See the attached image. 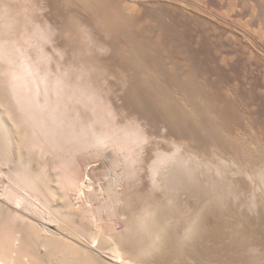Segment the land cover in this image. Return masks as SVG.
<instances>
[{"label":"rangeland","instance_id":"374dc122","mask_svg":"<svg viewBox=\"0 0 264 264\" xmlns=\"http://www.w3.org/2000/svg\"><path fill=\"white\" fill-rule=\"evenodd\" d=\"M18 4L19 2L17 3V7L19 8ZM21 5H23V7ZM21 5L20 8L21 10L23 9V12L16 7H13V9H16L14 10V13H12L18 14L17 12H19L17 16L14 15L15 19L18 20V25L20 26L22 22H25L26 27L29 26V28L26 29L33 34V36L30 35V37L34 38H31L33 40L30 41H35L37 45L34 42L35 46L33 45V47L35 48L37 46V48L31 50L33 48L31 44L33 42L28 43L30 44L28 47V50L31 51L30 54L34 53L33 55L31 54L32 57L35 59L39 58V56H44V58L49 59L51 57V60L47 59V66H45L50 68L48 67L50 64L49 66H52L53 71L54 69L55 71L59 69L58 72H52L54 73L53 75L58 73L57 75L60 77V80L62 75L65 77L61 82L63 81L62 83L63 85L65 84L66 89L64 88L63 90L62 88L60 92H65V90L69 92L68 85H70L71 82L74 83L76 81L81 87H84V89L86 88V94H88V91H92L91 93L95 95L94 97V95L90 93L93 95V101L96 105L98 104L97 106L100 105V107H96L98 110H95L100 118L98 127L92 129V134L90 133V135H85L82 130L81 133L84 134H81L78 137V142H73L76 143L74 145H71L73 143H70L69 145L71 147L69 145L67 146L69 147V150L70 148L72 150L73 146H77L76 153L70 154L72 152L69 151V155L67 151L66 155L65 153L63 154L66 158L72 157L71 162H74V166L72 163V168H77L75 172L78 173L77 175L80 179H83L80 186L81 190L78 204L82 209H87L86 213L87 216L89 215L88 218L99 223L106 233L110 232L109 229L110 227L112 229V224L115 225L119 219L124 220L128 216L123 215L124 217H120L119 215L118 217L120 218H118L104 209L103 206L109 204V193L107 194L109 186L111 184L115 185L114 187L116 189L123 187L125 188L124 191L126 190V193L130 190L127 194L124 192V197H122L121 202L117 203L121 204L119 207L122 208L127 205V210L135 207L139 208L141 204L148 199H145V201L143 200L144 197L146 198L144 194L147 195L146 193L148 192L146 189L149 167L153 161L159 157V153L165 151L168 154H176L177 156L181 155V151L177 152L173 143L178 146H184V144L186 146L192 142V144H196L203 148V152L206 154H211L210 157L213 162V153L215 151H220L227 156L230 154L231 157H233L232 154H235V156H237L236 158H238L237 160L240 158L239 161L246 167V170L249 172H252L253 170L254 174L262 169L264 166V0H22ZM23 14L25 16L27 15L26 18ZM18 16H20V19L22 20H20ZM35 27H37L38 32ZM30 28H32V30ZM41 29L44 30V32ZM34 32L36 34L39 32L40 34H43L36 35ZM37 36L41 38V42L45 43L43 44L38 41L39 38ZM66 36H68V38ZM38 45L40 46L38 47ZM82 49L85 52H83ZM49 54L51 55L50 57ZM75 58H77L76 61ZM81 58H84L85 60ZM91 73H93L92 76ZM75 74H77V76ZM81 78H83L82 82ZM136 81L140 83V86L138 85L139 88L138 86L136 87ZM96 82L98 84H96ZM77 83L76 85L71 84L70 87H77ZM66 85L68 87H66ZM84 89L82 90L83 92H85ZM142 89H145V92ZM71 90L72 88L69 93H71ZM76 90L79 89L76 88ZM93 91H95V93ZM134 93L136 96H134ZM137 95L138 97L142 96V100L143 98L144 100H140L139 103ZM134 97L136 98L135 100ZM76 98L81 101L83 99L82 97ZM145 98L147 99L145 100ZM144 104H149L148 108L151 106L149 109L155 110L149 112L147 106ZM163 104L165 105L164 108ZM167 104L172 108L167 107ZM176 104L181 106V108ZM69 105L71 106L70 103ZM143 105L146 106L148 112L146 109L144 110L145 107ZM169 108L172 111H170ZM180 109H183L184 111L182 110V112ZM81 113L83 115V120H78L77 122L85 126L88 124V120L91 119V117L88 112L85 113L82 111L79 112V115ZM186 113H188V117L190 116L189 118L185 115ZM182 114L184 116H182ZM134 115H136L137 118ZM198 115L200 118L202 117V119L199 120ZM192 116L193 122L195 120L197 121H195L196 126L191 122ZM86 117L87 119L85 120ZM159 117L161 118L159 119ZM186 122L188 125L185 124ZM129 123H132L133 126ZM136 123L140 124V126H135ZM174 124L179 130L176 126L174 127ZM185 125L187 126L186 128ZM117 126L120 129L125 126L124 128L126 130H118ZM126 126H130V129H127L128 127L126 128ZM131 126L133 127L132 129ZM188 126H191V128ZM135 127L140 128V130L138 129L137 131V128L135 129ZM203 127H205L204 130ZM201 128L202 130H200ZM134 129L137 131L136 133L132 131ZM144 129L146 130V133L148 131V137L146 136L147 134L144 132ZM186 129L190 134V138ZM188 129L194 131H189ZM198 129L202 131L201 139L199 138L200 131L196 132ZM205 129H207L206 132ZM112 130L115 131L113 132ZM227 130H229V132ZM110 131V134H113V137H110ZM119 131V134H115V132L118 133ZM126 131H129V133L133 135L139 133L140 136H142L143 134L141 135V133L144 132V136L147 137V139H149L148 142H150V145H148V142L145 143V147H148V149L144 147L145 152L141 151L140 153L141 162L136 165L138 166L136 167L137 171L140 170L143 173L139 171L138 173L136 172L137 177H134L133 179H130L129 177L125 178V176H123L124 173V175H126L125 170L127 166L125 152L119 151L118 146H115L116 140H113L122 134L125 135L124 133H126ZM180 131L181 133H179ZM172 132H174L178 139L176 136H173L174 134ZM129 133L127 132L126 134L130 135ZM167 133L170 135L166 136ZM194 133L197 135H194ZM219 133L222 134L220 135ZM227 133H230V135ZM101 134H106L111 139H109V137L107 139L102 138L100 136ZM216 134L218 135L216 136ZM231 134L233 136H231ZM214 135L216 139L214 138L213 140ZM172 136L174 138L176 137V140H173ZM197 136H199V139ZM219 136H221V138ZM222 136L224 138H222ZM82 137H85L84 139L89 141L84 143L85 140L82 141ZM229 137H231V139ZM224 139L227 140L229 144L226 143ZM96 140L98 141L96 142ZM99 140H101V142ZM215 140L217 141L215 142ZM231 141H234L233 143H236V146L234 144L233 146ZM202 142L203 144L199 145V143ZM220 143L221 145H224L221 147ZM103 144H107V146ZM110 144H114V147ZM228 145H230L231 148L233 146V150L229 149L230 147ZM67 147L65 149H68ZM238 148H241L240 152L238 151ZM235 149L237 151H235ZM229 150L231 153L227 154ZM246 150H248L249 153ZM250 151H252V153H250ZM32 153L34 156L31 157V161H33V164L31 162L32 167L35 168V171H37L36 173H43V177L48 178L45 179L48 180L50 184L55 183L53 180L57 176L55 172L66 173L67 166L64 168V164L62 165L63 167L60 165L61 169H59L56 164L53 165L59 161L55 154H51V156L49 154L46 155L47 158H42V156L37 155L34 152ZM256 153L259 155L258 157H256ZM239 155L241 157H239ZM37 156L40 158L37 159ZM49 156L50 158H48ZM119 157L123 159L121 160ZM242 157H244V160L246 158V160L243 161V159H241ZM249 157L250 161L248 160ZM54 158H57V161H55ZM20 160L25 162V157H20ZM120 160L121 162L123 161V165ZM37 161L39 162L37 163ZM243 162L248 164H244ZM121 166L124 167L122 168ZM250 167L251 169H248ZM139 173H141V176ZM205 174L211 175L217 180V177L211 168L208 169ZM134 180L137 182L134 183ZM140 180L142 182L141 186ZM119 182L120 185L122 184L121 187L118 185ZM136 183L139 185H136ZM263 183L264 182H261L262 188L259 197L260 199L258 198L262 201L261 203H263V206L261 204H255V207L257 206L256 210L252 204H246L250 201H247V199H250V196H243V202L240 199L241 201L239 205L217 204L218 208L222 205L220 208L223 209V211H221L222 209H219V211L222 212L221 215L219 214L220 217H222L223 220L224 218L228 220V218L232 216L229 220L236 219L237 221L239 218L243 219V214L245 212L250 215L254 212L251 216L246 213L247 215H245L246 217L244 219L248 220L250 217L252 220L256 217L257 219L255 220L254 218L253 221L257 222L260 218L259 222L263 223L264 221H261L264 218ZM5 184H7L6 181ZM124 184H126V187ZM144 184L146 185V189L144 186L142 187ZM135 186L138 190L136 192L134 191L136 190ZM127 187L129 189H127ZM173 188L175 189L167 191L166 194H168V196L169 194L172 195L171 198L175 200L177 206H175V203L172 202L171 198L169 200V197L167 196L169 202L164 201L163 206H166L165 203L168 202L170 205L172 204L171 207L167 203V206H169L168 209H170V207L173 208L174 206L176 209H172L174 211L171 212L174 215L173 216L170 212L167 213L168 210L166 209L167 207H165L166 214H168L169 219L178 218L177 216H179L178 219L180 220L185 219L187 217L186 215L189 216L190 214L186 205L192 206L188 203L185 204L187 202L186 197H188L189 194L191 195V193L193 194V191H190L187 195L186 193L189 190L183 189L180 186ZM220 188L224 189L226 187L223 186ZM131 189L133 190L131 191ZM140 189L143 191V194ZM207 189L211 193L214 191L210 188ZM223 189H219L217 193L221 192ZM3 190L4 189L0 184V195L3 193ZM121 190L122 189H120V191ZM84 191L86 193H84ZM133 191L136 193L135 195H133ZM225 192L228 193L227 188L226 190H223V193ZM194 193L196 194V192ZM213 193L215 194L216 192L214 191ZM130 194L134 197L132 198ZM156 194V196H162L164 193L161 192L158 194L157 192ZM185 194L186 197H184ZM96 195H98V198H96ZM126 195H129V197H126ZM147 196L149 197V195ZM194 196L197 197L198 193L197 195L193 194L191 196L192 200L194 199ZM137 197L141 198L143 203ZM123 198H128V200L126 199L128 202L125 199L123 202ZM137 199L140 203L137 202ZM56 202L58 204H61V202L62 204H70V200H67L60 190ZM32 203L40 204L39 202H35V200H30L28 202V204ZM128 203L130 205L134 204L131 205L130 208ZM198 205L199 204H196V206H194L198 207ZM228 205L231 207L229 208ZM85 206H87V208ZM100 206H102V209ZM210 206H212V204H210ZM236 207L240 209V212ZM242 207L244 208L242 209ZM231 208L237 210L238 213L236 211L233 213ZM178 209H180L179 212ZM241 210L244 212L242 211L243 213H241ZM260 211L263 213H260ZM72 212H75L77 215L82 213L80 209L78 210L75 208L72 209ZM235 212L237 217L235 216ZM255 212L262 214L263 218L262 215L259 216ZM180 213H182V215H180ZM238 214H241L242 217ZM254 214L256 215L254 216ZM181 216H183V218H180ZM172 219L171 221L177 220ZM260 230L261 229L256 231L257 233L255 234H259L261 237L256 236L263 240L262 236L264 235V228L262 227V231ZM242 232H244V230ZM227 240L223 241V244L220 243L221 246L220 244L217 246H220V249H224V247L225 249L229 248L227 244L230 241L229 239ZM207 245L206 242V248L207 251H209V246L207 247ZM210 248H212V244L210 245ZM210 250L213 251V248ZM244 252L246 254L244 257L248 259L249 262L251 261L250 264H260L261 262H264V256H262V261L260 260L261 256L259 255L261 254L255 253L257 256H254V253ZM249 255L254 258L252 259L250 256V259ZM210 257L211 259L213 258V260H217L216 257L214 259V256ZM255 257H257L258 260L255 259ZM184 261L188 264L186 260Z\"/></svg>","mask_w":264,"mask_h":264},{"label":"bare ground","instance_id":"6f19581e","mask_svg":"<svg viewBox=\"0 0 264 264\" xmlns=\"http://www.w3.org/2000/svg\"><path fill=\"white\" fill-rule=\"evenodd\" d=\"M18 2L20 5L22 4V0H0V184L4 189L3 193L0 195V264H187L185 263L184 260H186L188 264H250L251 261L249 262V260L244 257L246 255L244 251L248 253L261 254L258 255L261 256L260 260L262 261L263 258L262 256H264L263 255L264 235L262 236L263 237L262 240L260 238L261 236L255 233H257L256 231H258L259 229H261L260 231H262V227L264 228L263 226L264 222L263 223L259 222L260 218L258 219L259 221H257L259 223L253 221L254 218L255 220L257 219L256 217H254L256 214H258L259 216L262 215L260 214L262 211H260V213L255 212L256 214H254L253 216L254 218L252 220L250 217H249L250 220L249 218L248 220L244 219L246 217L245 215L248 214L247 212L243 214V219L239 218L240 220L237 219V221L236 219L229 220L231 219L232 217L231 216L230 218H228V220H226V218H224L223 220L222 217H220L222 213L221 211H223V209L220 208L222 205L218 208L217 204L239 205L243 196H247V197L250 196V199H247L245 197L247 201L250 200L246 204H252L253 207H255V204L262 205L263 203H261L262 201L259 200L260 199L259 197L262 188L261 182H264V166L262 167V169H260L259 171H257V173L254 174L253 170L252 172L246 170V167L242 163H240L239 161L240 158L239 160H237L238 158H236L237 156H235V154H232L233 157H231L230 154L227 156L221 153L220 151L219 152L215 151L213 153L214 156V162H213L212 158L210 157L211 154L209 153L206 154L205 152H203V148H201L196 144H192V142L186 146L185 144L184 146H178L175 143H173L175 150L177 152L181 151V155L179 156H177L176 154H168L165 151H161L159 153V157L156 159L154 158L155 160L149 167V175L147 176L148 177L147 189L145 185L146 183L142 185V187L144 186V188L148 191V192L146 191L147 193L146 192L145 193L149 195V197L144 194L146 198L145 197L143 198L140 195L144 201L145 199L148 198L144 203L141 198L137 197L143 203L141 204V206L138 204L140 206L139 208L138 207L131 208V205H133L134 203L131 205L128 203V205L131 208L130 210H127V205H125L126 207H122V208L119 207V205L121 204H117V203L121 202L122 197H124L123 194L124 192L126 193V190L124 191L125 188L123 187L116 189L114 187L115 185L112 184L109 186L107 191V194L109 193L108 195L109 204L102 206L104 207L105 210L111 212L113 216L118 217L120 215V217L121 216L124 217L123 215H128L126 219L124 220L119 219V221L116 224L114 223L115 225L112 224L113 227L112 229L110 227L109 233H106L103 227L95 220L88 218L89 215L87 216L86 213L87 209L85 210L82 209L78 204L80 190H81L80 186L82 184L83 179H80L79 176L77 175L78 173L75 172L77 168L76 169L72 168L74 166V162H71L72 157L69 158L67 157L68 158L67 159L63 153H65L66 155L67 151L68 154L69 151H71L72 153L70 154H75L77 146L76 147L73 146L72 150L71 148L69 150V147L67 146L70 143L76 142L81 134L85 133V135H90V133L92 134L91 132L92 129L98 127L100 118L95 110H98L96 107H100V105L97 106L98 104L96 105V103L93 101L94 94L91 93L92 91H88L87 92L88 94H86L87 91L86 88L84 89V87H81L79 83H77L76 81L75 82L77 83V87H72V86L70 87L71 84L76 85V83L75 82L72 83L69 80L71 83L68 86H69V92L70 89L72 88L71 93H69L66 90L65 92L63 91L60 92L62 88L63 90L65 88V84L63 85L62 83L63 81L61 82V80H63V78L65 77H63V75L61 76V74L59 73L60 76L62 77L60 80L59 79L60 77L57 75L58 73H55L56 75H53L54 74L53 72H58L59 69L57 71H55L54 69L53 71V68L52 66H49L50 65L49 63H48L49 64L48 67L50 68L46 67L47 66L46 62L48 61L47 59L49 58H44V56H39V58L35 59L32 57L34 53L33 54L31 53L32 55L30 54L31 51L28 50L30 44L28 43H32L33 41L30 40H33L31 38L34 37H30V35L33 36V34L31 33V31L27 30L29 28L28 26L29 24L27 25L28 27H26V23L24 22L25 23L24 25V23L22 22V24L19 26L18 20L15 19V16H17L19 12H17L16 10L18 14L16 13L13 14L16 8L19 9L20 11L23 10V9L21 10L19 4H18L19 8L17 7ZM21 6L23 7V5ZM13 7L16 8L13 9ZM18 17L20 19V16ZM30 29L32 30V28ZM35 29L38 32L37 27H35ZM42 31L44 32V30ZM39 34L40 32L36 35ZM66 37L68 38V36ZM38 41L41 42V38H39ZM34 42L31 44L32 47L33 45L35 46ZM41 43L44 44L45 42H41ZM39 46L40 45H38V47ZM36 48L37 46L35 48L33 47L31 50H34ZM83 52L85 51L83 50ZM50 56L51 55L49 54V57ZM76 59L77 58H75V61ZM49 60H51V57ZM92 74L93 73H91V76ZM75 75L77 76V74ZM82 79L83 78H81V82ZM96 84L98 83L96 82ZM135 84L137 87L140 83L137 82ZM68 86L66 85V87ZM76 88L79 90H76ZM81 88H83L85 92H83L82 91L83 89ZM142 90L145 92V89ZM93 92L95 93V91ZM90 93L93 95H91ZM134 96H136L135 93ZM76 97H80V98L82 97L83 99L82 101L79 99L77 100ZM135 99L136 98L134 97V100ZM146 99L147 98H145V100ZM138 100L140 103V100H142V96L141 97L139 96ZM93 102L95 105L94 104L92 105ZM69 103L71 104V106L69 105ZM148 105H146L147 108ZM146 106H144L145 107L144 110L146 109ZM164 106L165 105L163 104V108ZM177 106L181 108V106L179 105ZM167 107H171V106H168L167 104ZM149 108H151V106ZM149 108H148L149 112L155 110V109L151 110ZM169 110L172 111L170 108ZM180 110L182 111L183 109ZM82 111H84L85 113L88 112L89 116L91 117V119L88 120V124L85 126L77 122L78 120H83L82 113L79 115V112ZM188 113H186L185 115H187ZM134 116L136 117V115ZM182 116L184 115L182 114ZM193 116L191 122H193ZM160 118L161 117H159V119ZM198 118L199 120L202 119V117L200 118L199 115ZM86 119L87 117L85 118V120ZM195 121L193 122L194 124L197 122ZM132 123L129 124L133 126ZM185 124L188 125L187 122ZM136 125L137 127L140 126V124L137 123L135 124V126ZM186 125L185 128L187 127ZM132 126L131 129L133 128ZM175 126L176 125L174 124V127ZM124 127H122L121 129H125ZM127 127L128 126H126V128ZM137 127H135V129ZM188 127L191 128V126ZM117 128L118 130L120 129L118 126ZM204 128L205 127H203V130ZM127 129H130V126ZM138 129L140 130V128H137L136 130L138 131ZM82 130L84 133H81ZM134 130L132 131L136 133L137 131ZM188 130L191 131L190 129ZM200 130H202V128ZM200 130L198 129L196 132H199ZM206 130L207 129H205V132ZM227 131L229 132V130ZM127 132L129 133V131H126V133ZM144 132L146 133L145 129ZM144 132L141 133V135L143 134L142 136H140L139 133H138L139 135L138 134L133 135L131 133H129L130 135H128L124 133L125 135L123 134L120 136L117 135L119 136L118 137L119 139L118 138L113 139L116 140L115 146L116 145L118 146L119 151L125 152V157L127 160V166L125 171H126V175L128 174L126 177V175H124L125 173L124 174L122 173L123 176H125V178L129 177L130 179H133L134 177H137L136 172L137 173L138 171L141 172L140 170L137 171L136 167L138 166L136 165L141 162L140 153L141 151L145 152L144 150L145 148L148 149V147H145V143L149 141V139H147L148 131L146 133L147 137L144 136ZM201 132L202 131L199 132L200 137L197 136V138L199 137L201 139L202 137ZM110 133L111 131L109 132V134ZM119 133L120 131L118 133L115 132V134H119ZM172 133L174 134V132ZM179 133H181V131ZM230 133L227 134L230 135ZM187 134L189 135L190 138L189 132ZM219 134L221 135L222 133ZM112 135L113 134H110V137H113ZM168 135L170 134L167 133L166 136ZM194 135L197 134L194 133ZM217 135L218 134H216V136ZM100 136L106 139L109 137L106 134H101ZM173 136L176 135L174 134ZM223 136L222 138H224ZM231 136L233 135L231 134ZM110 137L109 139H111ZM219 137L221 138V136ZM82 138L81 140L84 141L85 137ZM175 138L173 137V140ZM214 138L215 135L213 137V140ZM229 138L231 139V137ZM101 140L99 141L101 142ZM87 141L89 140L86 139L84 143ZM97 141L98 140H96V142ZM216 141L217 140H215V142ZM225 141L226 143H228L227 140ZM233 142L232 145L233 144L235 145L236 143ZM76 143H73L71 145H74ZM148 143H149L148 145H150V142ZM200 144H203V142L199 143V145ZM110 145L111 146L113 145L112 147H114V144H110ZM105 146H107V144ZM228 146L230 147V145ZM233 146L232 148H234ZM66 147L68 149H65ZM232 148L230 147L229 149ZM240 149L238 148L239 152ZM235 151L237 150L235 149ZM246 151L248 152V150ZM32 152L42 156V158L46 157V155L49 154L50 156L51 154H55L59 160L58 161L59 163L56 162L53 165L56 164V166H58V168L61 169L60 165L61 167H63L62 165L64 164V168L65 166H67L66 173H62V172L58 173L54 171L57 175L56 177L54 176L55 179H53L55 183L50 184L49 181L46 180L48 178L43 177L42 175L43 173H36L37 171H35V168L32 167L31 165V162L33 164V161H31V157L33 156ZM228 153H231L230 150L229 152H227V154ZM250 153H252V151H250ZM245 155L243 156L246 157ZM22 156L25 157V162H22L20 160V157ZM50 156L48 158H50ZM249 156L252 157L251 155ZM258 156L259 155L257 154L256 157ZM239 157L241 156L239 155ZM244 157L241 158L243 159V161L246 160V158L244 160ZM250 157L248 158L249 161H250ZM39 158L40 157L37 156V159ZM57 158H54V160L57 161L56 160ZM122 159L123 158H121V160ZM38 162L39 161H37V163ZM210 168L214 171L217 180L213 176L205 174V172H207V170ZM248 169H251V167ZM141 173H139V175ZM120 176L122 177V175ZM135 180L133 181L134 183L137 182ZM5 181L7 182V184H5ZM141 184L142 182L140 180V186ZM118 185H120V182ZM124 185L126 187V184ZM136 185L139 184L136 183ZM177 186L189 190L186 193L187 195L189 194L190 191H193V194L197 195L198 193V196L197 197L194 196V199L192 200L191 199L192 198L191 196L193 195L192 193L191 195L189 194L190 196L188 195V197H186L185 194L184 197L187 198L186 199L187 202L186 203L184 202L185 199L183 202L185 204L188 203L193 206L192 207L186 205L187 210L190 211L189 216L186 215L187 217L181 220L178 219L179 216H177L178 218H173L177 220L171 221L172 218L169 219V216L168 214H166L165 210L167 209L168 210L167 213L169 212L171 213L174 209H176L174 207L177 205L175 203V200L171 198L172 195L169 194L168 196L166 192L171 189H175L173 187H177ZM223 186L227 188L228 193L227 192L223 193V190L224 189L226 190V188L224 189L220 188ZM128 187L127 189H129ZM207 188L214 190L216 193L214 194L213 193L214 191H212L211 193ZM120 189L122 190L120 191ZM219 189L220 190L223 189L221 191L222 195L221 192L217 193ZM59 190L60 192L63 193L64 197L67 198V200L68 199L70 200V204H62V202L61 204H58L56 202V199L59 195ZM132 190L133 189H131V191ZM134 191L136 192L138 190L136 189ZM134 191L132 192L134 193L133 195L136 194ZM129 192L130 190L127 193ZM157 192L158 194H160L161 192L164 194L163 195L161 194L162 196L158 195L159 196L158 198V196H156ZM194 192H196V194ZM84 193L86 192L84 191ZM215 195H217L218 197ZM96 196H97L96 198H98V195ZM167 196L169 197V200L171 198L172 202L175 203V206L173 208H171L172 204L170 205V203H168L169 200L167 199L168 198ZM126 197H129V195L128 196L126 195ZM131 197L133 198L134 196ZM124 199L125 198H123V202ZM126 199L128 200V198ZM30 200H35V202H39L40 204H35V203L28 204ZM164 201L165 202L168 201L167 203L171 206L170 209H168L169 206H167V203H165L166 206L165 205L163 206ZM137 202H139L138 199ZM193 204L195 206L196 204L199 205L198 207H195ZM210 204H212V206L213 205L216 206L212 207L210 206ZM102 206H100L101 209ZM85 207L87 208V206ZM165 207L167 208L165 209ZM73 208L78 210L80 209L82 213L77 215L75 212H72ZM243 208L244 207H242V209ZM219 209L222 210L219 211ZM179 210L180 209H178V212ZM232 211L233 213L234 211L238 213V211L240 212V209L238 208V211L232 209ZM242 211L243 210H241V213L244 212ZM236 212H235V216H236ZM180 215H182V213H180ZM248 215L251 216L250 214ZM180 218H183V216H181ZM261 221H264V218ZM243 230L244 232H242ZM256 235L260 237H257ZM227 239H229L230 241L227 244L229 248L225 249L224 247L225 250L220 249L219 247L221 246V244H223L222 242ZM206 242L208 244L207 247L209 246L208 249L210 252L207 251ZM211 244L213 251L210 250L212 249L210 248ZM218 244H220V246H217ZM213 245L217 247H214ZM251 255H249V258ZM210 256H214V259L216 257L217 260L216 259L213 260V258L211 259ZM254 256L257 255L255 254ZM251 258L253 259L254 257L251 256ZM255 259H257V257H255ZM262 263L264 264V262H261L260 264Z\"/></svg>","mask_w":264,"mask_h":264}]
</instances>
